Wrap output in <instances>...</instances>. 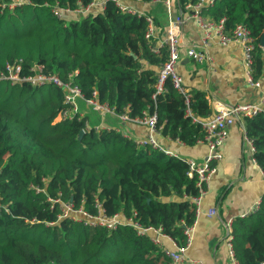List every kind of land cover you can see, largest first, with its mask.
<instances>
[{"label":"trees","instance_id":"1","mask_svg":"<svg viewBox=\"0 0 264 264\" xmlns=\"http://www.w3.org/2000/svg\"><path fill=\"white\" fill-rule=\"evenodd\" d=\"M10 1L0 0V72L6 63L19 61L24 73L33 63L41 64L115 114L155 113L160 141L194 146L203 140L197 120L214 113L205 92L192 88L183 93L168 77L164 90L155 94L168 48L152 52L156 40L145 37L148 12L121 11L114 0L85 13L73 10L91 0L2 6ZM197 1L176 0L181 11ZM55 6L72 11L57 17L51 11ZM203 10L213 21L224 18L227 35L237 24L249 30L252 76L260 79L264 0H214ZM66 108L59 87L0 80V264H172L150 235L138 236L122 224L108 229L60 218L61 205L69 202L95 215L99 203L107 216H134L183 244L184 228L196 218V175L188 174L183 159L138 145L113 127L87 128V114L78 111L55 120ZM243 126L264 171V116L245 117ZM231 234L238 264H264V195L254 211L233 220Z\"/></svg>","mask_w":264,"mask_h":264},{"label":"crops","instance_id":"2","mask_svg":"<svg viewBox=\"0 0 264 264\" xmlns=\"http://www.w3.org/2000/svg\"><path fill=\"white\" fill-rule=\"evenodd\" d=\"M171 4L170 18L174 19L180 11L176 0H171ZM131 6L148 12L156 26V35L159 38L164 37L169 20L164 4L140 3ZM201 38L202 31L193 18L185 20L180 26L179 59L175 69L181 77L185 91L195 88L205 92L212 112H215L219 104L256 100L260 95V87L264 84V70L262 77L258 79L261 83L259 87L248 83L243 65V51L237 42H230L226 46L215 41L209 43L205 52L207 58L202 61L187 56L186 49L189 47L202 50ZM79 101L83 103V106L77 104L81 114H87L84 111L86 108L93 110L91 106H86L83 99ZM96 114L94 122L91 120L94 115H89L88 126L113 127L125 132L133 140L141 139L148 133L146 125L121 122L114 113ZM160 142L178 156L194 158L197 161L202 160L208 152L202 141L194 146L164 138ZM220 152L221 159L214 163L216 170L210 174L205 184L199 212L196 213L192 225L191 243L185 252L187 259L199 260L203 264H234L226 242L227 224L232 229L233 220L254 211L264 195V171L254 162L239 123L230 126L228 136L220 146ZM210 208L216 210L215 215L207 214ZM163 247L170 250L174 248L167 239L163 240Z\"/></svg>","mask_w":264,"mask_h":264},{"label":"built area","instance_id":"3","mask_svg":"<svg viewBox=\"0 0 264 264\" xmlns=\"http://www.w3.org/2000/svg\"><path fill=\"white\" fill-rule=\"evenodd\" d=\"M108 0H91V2L86 6H79L77 9L73 10L76 13H85L92 7H105ZM152 3H162L166 8V12L169 15L168 24L166 27V32L164 37L159 38L155 32V26L153 18L146 15L147 29L145 31V37L149 40H156V44L151 46L152 52H158L159 48L163 45H167L168 57L162 64L158 71L157 82L155 85V94L160 93L164 90L163 83L166 78H171L173 85L184 93L185 89L181 84V77L178 75L175 66L179 59V39H180V26H182L185 20L193 18L198 24L202 31V50H196L193 47L186 49V55L191 57L196 61H202L207 58L205 52L209 45L213 41L226 46L230 42H237L243 51V65L245 68L246 79L248 83L254 87H259L261 85L258 79H254L252 76V37L249 30L243 24H237L232 31V34L227 35L224 29V18L218 21H213L204 15L203 8L206 4L211 5L214 0H198L196 3H187L184 5L183 11L179 8L180 14L174 19L170 18L171 13V0H150ZM30 0H11L7 4L2 6H7L8 8H13L20 6L24 3H29ZM114 3L118 6L121 11H128L132 13L141 14L136 8L132 7L130 4H126L123 0H114ZM52 13L57 17H62L63 13L72 11L68 9L59 8L57 6L51 9ZM187 13H184V12ZM263 55H264V46ZM0 80H5L10 84L16 83H29L33 86H44V85H54L63 90V101L65 104H69L70 109L66 108L58 112L57 120L64 119L66 117H71L72 113L78 112L77 100L83 99L86 106H91L94 111L100 112L101 114L114 113V110L104 103L98 102L94 97L85 98L82 94L80 88L72 83L71 80H62L56 72H45L44 66L38 63H33L27 69V72H22V65L18 62L6 63L4 70L0 72ZM115 114V113H114ZM256 114H262L264 116V84L260 87V95L256 100L253 101H243L234 104H219L216 107L215 112L211 117L205 120H197L203 130L204 142L208 148L207 154L200 161L194 158H183L178 156L175 152L165 148L163 144L159 141V130L160 126L157 125V117L155 113L143 112L141 116L129 117L126 113L115 114L119 120L122 122L130 121L137 124H144L148 128V133L141 139H135L134 142L141 146H150L153 149L162 151L169 156H175L183 159L188 164V174L192 176L196 175V186L199 190V195L193 197L192 200L196 203V213L199 212V203L201 197L205 192V184L216 167L214 163L219 161L222 157L220 152V146L226 139L229 133V128L234 123H239L242 126L243 138L245 142L249 145L250 151L253 154L255 152V147L252 143V139L246 135V129L243 126V118L252 117ZM87 128L90 126L87 125ZM94 129H110L109 126H92ZM115 129V128H114ZM122 132V131H120ZM84 130H82V134ZM125 135L126 133L123 132ZM127 136V135H126ZM181 144V142L178 141ZM255 162V159H254ZM58 201V199H56ZM100 204L97 203L96 207L98 212L92 215L86 212L82 207L75 208L72 203L66 202L61 205L60 218L72 217L77 220H82L84 223L89 225H101L108 229H113L118 225L130 226L135 230L136 235L144 236L150 235L151 241L159 246L164 254L170 259L172 264H203L199 260L187 259L185 257V252L187 251L191 243V232L192 225L184 228V235L186 237L183 244H178L173 238L162 232L160 227L144 226L141 225L134 216L125 217L122 214H115L113 216H107L104 210L100 208ZM258 206H256L257 208ZM216 210L213 208L208 209L207 214L209 216L215 215ZM231 226L227 224L226 232V242L229 246L230 257L234 264H238L233 256V251L231 249ZM167 239L170 241L174 248L167 249L163 247V240Z\"/></svg>","mask_w":264,"mask_h":264},{"label":"rangeland","instance_id":"4","mask_svg":"<svg viewBox=\"0 0 264 264\" xmlns=\"http://www.w3.org/2000/svg\"><path fill=\"white\" fill-rule=\"evenodd\" d=\"M77 104H79L80 106H83V103L81 101H79V100H77ZM80 110L82 111L83 108L81 107ZM84 111L87 113L88 116L93 114L94 116H92V119L91 120H92V122L96 121V117H95V116H97V114H96L97 112L96 111L92 110L91 108H86V109H84ZM57 118L58 117H55V120H57Z\"/></svg>","mask_w":264,"mask_h":264},{"label":"water","instance_id":"5","mask_svg":"<svg viewBox=\"0 0 264 264\" xmlns=\"http://www.w3.org/2000/svg\"><path fill=\"white\" fill-rule=\"evenodd\" d=\"M260 44H261V46H264V28H263V32L260 36ZM81 135H82V130L79 132L80 137H81Z\"/></svg>","mask_w":264,"mask_h":264}]
</instances>
